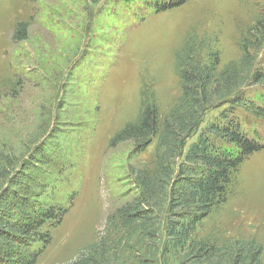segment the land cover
I'll use <instances>...</instances> for the list:
<instances>
[{
	"label": "rangeland",
	"instance_id": "374dc122",
	"mask_svg": "<svg viewBox=\"0 0 264 264\" xmlns=\"http://www.w3.org/2000/svg\"><path fill=\"white\" fill-rule=\"evenodd\" d=\"M141 2L0 0V172L28 181L24 187L44 207L66 209L58 225L43 227L50 240L34 264H69L102 236H123L110 217L139 194L132 171H154L157 136L141 152L131 140H110L136 120L142 86L154 92L161 126L181 95L175 56L186 37L206 45L202 57L217 51L222 69L239 60L249 28L264 17V0H189L160 13ZM257 63L264 68V44ZM243 93L246 102L264 104V84ZM224 110L206 114L184 153ZM227 117L264 140L263 118L242 106ZM194 237L224 249L254 240L264 264V149L242 163L226 202L196 225ZM138 240L116 256L141 264L155 252V264H190L166 236L150 249Z\"/></svg>",
	"mask_w": 264,
	"mask_h": 264
},
{
	"label": "trees",
	"instance_id": "16d2710c",
	"mask_svg": "<svg viewBox=\"0 0 264 264\" xmlns=\"http://www.w3.org/2000/svg\"><path fill=\"white\" fill-rule=\"evenodd\" d=\"M187 1L142 0L141 3L160 13ZM18 28L15 36L23 39L25 28ZM246 37L249 41L242 46L239 60L229 62L222 69H218L217 51H207L202 57L206 45L194 41L193 36L186 37L175 56L181 95L163 117L161 126L154 92L142 86L136 120L126 123L111 138L110 146L131 140L134 150L141 152L157 136L155 169L152 173L146 169L132 171L139 194L110 217L109 222L122 230L123 236L117 241L102 236L99 243L91 245L69 264H127L116 255L129 248L126 246L133 236L148 249L158 246L160 236H166L190 264H262V249L254 240H236L226 243L224 249L194 237L196 225L226 202L242 163L264 149L257 128L246 132L239 122L227 117L228 111L242 106L264 119V104L246 102L243 93L248 86L264 84V68L257 63V52L264 44V17L252 24ZM222 106L227 110L220 113V121L207 123L184 153L187 141L198 132L206 114ZM178 158L181 161L176 163ZM5 175L0 172V264H34L50 240L49 232L43 227L58 225L66 209L44 207L36 194L24 187V183L29 185L28 181L20 183L16 176ZM122 239L126 243L119 248ZM35 244L40 245L37 248ZM155 259L156 253L151 252L141 264H155Z\"/></svg>",
	"mask_w": 264,
	"mask_h": 264
}]
</instances>
